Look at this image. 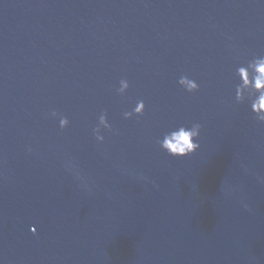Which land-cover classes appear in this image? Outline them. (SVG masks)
<instances>
[{
    "label": "water",
    "instance_id": "water-1",
    "mask_svg": "<svg viewBox=\"0 0 264 264\" xmlns=\"http://www.w3.org/2000/svg\"><path fill=\"white\" fill-rule=\"evenodd\" d=\"M260 55L264 0H0V264H264V124L234 76ZM195 122L192 154L156 143Z\"/></svg>",
    "mask_w": 264,
    "mask_h": 264
},
{
    "label": "clouds",
    "instance_id": "clouds-1",
    "mask_svg": "<svg viewBox=\"0 0 264 264\" xmlns=\"http://www.w3.org/2000/svg\"><path fill=\"white\" fill-rule=\"evenodd\" d=\"M234 76L238 78L239 83L235 87V101L240 103L247 100L250 110L254 114L256 121L264 124V55L253 57L246 64L238 66L235 69ZM177 84L186 92L193 93L198 90L197 82L186 75H181ZM129 88V82L121 78L118 87L115 89L116 94L123 96ZM145 108L143 100H137L131 110L122 113L124 119L140 117ZM50 115L58 116L60 129L68 126V119L57 111L53 110ZM201 124L192 123L190 126L177 125L165 132L162 138H157L156 143L160 149L172 157H185L192 154L198 147L199 143L195 142L199 137ZM104 132H113L112 126L107 120L105 112H101L97 118L96 125L91 129V133L96 141H104ZM28 152L32 151L31 147L27 148ZM247 208V205H244Z\"/></svg>",
    "mask_w": 264,
    "mask_h": 264
}]
</instances>
